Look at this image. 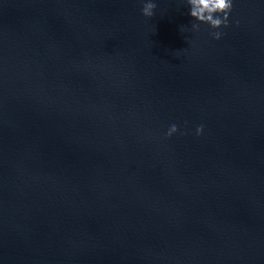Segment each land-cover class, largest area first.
I'll list each match as a JSON object with an SVG mask.
<instances>
[{"label": "water", "instance_id": "obj_1", "mask_svg": "<svg viewBox=\"0 0 264 264\" xmlns=\"http://www.w3.org/2000/svg\"><path fill=\"white\" fill-rule=\"evenodd\" d=\"M145 2L0 0V264H264V0Z\"/></svg>", "mask_w": 264, "mask_h": 264}, {"label": "clouds", "instance_id": "obj_2", "mask_svg": "<svg viewBox=\"0 0 264 264\" xmlns=\"http://www.w3.org/2000/svg\"><path fill=\"white\" fill-rule=\"evenodd\" d=\"M190 8V16L197 23L192 24L194 31L200 30V24L208 25L212 31L210 35L213 39H221L223 33L219 29L229 26V15L233 10V0H187ZM156 4L152 0H147L142 7V15L146 18H152ZM177 132V126L172 125L168 131V136ZM197 135L202 134L203 126L196 130Z\"/></svg>", "mask_w": 264, "mask_h": 264}]
</instances>
